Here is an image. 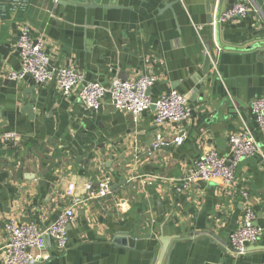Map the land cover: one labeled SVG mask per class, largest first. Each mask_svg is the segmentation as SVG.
Here are the masks:
<instances>
[{
  "label": "crops",
  "instance_id": "1",
  "mask_svg": "<svg viewBox=\"0 0 264 264\" xmlns=\"http://www.w3.org/2000/svg\"><path fill=\"white\" fill-rule=\"evenodd\" d=\"M206 1L116 0V7L85 10L50 0H0V135L21 136L0 140V243L9 220L40 229L55 220L70 205V185L85 197L86 184L108 178L112 187L125 177L103 198L75 208L64 249L45 238L34 250L39 264H264L263 139L261 154L240 159L233 184L212 179L177 190L185 170L207 151L227 153L230 133L249 126L259 138L248 105L264 96V0H221L219 10L243 1L257 11L218 31L207 23ZM218 6L211 0L212 17ZM23 25L43 37L53 64L105 86L150 73V97L174 89L191 114L156 127L151 108L134 122L109 96L92 110L51 82L10 80L8 73L20 67L16 38ZM156 132L168 144L154 149ZM176 135L181 144L172 142ZM247 205L260 237L251 244L256 249L236 254L228 239ZM197 233L216 244L191 241ZM161 236L170 239L158 262Z\"/></svg>",
  "mask_w": 264,
  "mask_h": 264
},
{
  "label": "built area",
  "instance_id": "2",
  "mask_svg": "<svg viewBox=\"0 0 264 264\" xmlns=\"http://www.w3.org/2000/svg\"><path fill=\"white\" fill-rule=\"evenodd\" d=\"M257 8L247 2L239 1L230 8L219 10L211 16V24L220 26L225 23L242 19ZM45 40L42 36H34L27 25H23L16 38V47L19 50L20 67L10 71V80L31 77L36 83L51 82L58 92L64 96H75L80 99L87 109H97L106 96H109L113 106L121 112L130 113L133 121L137 122L140 115L146 109L154 106L153 124L158 127L164 121L180 122L191 114V106L187 99L178 91L170 89L156 99H152L146 91L154 84L155 78L150 73H142L135 79L114 78L107 86L85 79L80 71L73 67L55 65L51 62L45 51ZM248 109L254 119L259 138L249 126L242 131H235L228 135L226 154H218L214 150L207 151L202 158L197 159L189 166L181 179V185L177 190L185 189L198 181L219 179L223 185H231L235 181V170L241 158L261 154L260 139L264 140V96L253 99ZM3 143H15L21 141V136L13 131L0 135ZM172 142L181 144L182 135H176ZM168 144L159 132L155 133V141L152 148ZM151 153V152H148ZM83 195L75 194L70 185L66 194L70 196V205L58 213L55 220L44 229H40L35 223H19L9 220L4 224L6 241L0 243L2 264H33L40 258V253L34 252L44 246L45 238H52L58 249L67 246V227L75 219V208L81 205L85 199H101L111 191V183L108 178L101 179L95 187L86 184ZM246 199L248 192L242 191ZM260 237V231L255 223V214L247 205L243 222L234 230L228 239V250L241 254L246 245L254 244Z\"/></svg>",
  "mask_w": 264,
  "mask_h": 264
},
{
  "label": "water",
  "instance_id": "3",
  "mask_svg": "<svg viewBox=\"0 0 264 264\" xmlns=\"http://www.w3.org/2000/svg\"><path fill=\"white\" fill-rule=\"evenodd\" d=\"M50 1L52 3L61 5L62 7H67V6H70V7H81L83 9H85V10H87L89 8H93V9H95V8H112V7H116L117 6L116 2H115L116 0H50ZM218 1H219V6H218V11H219L220 6H221V0H218ZM231 6H232V4H228L223 9L230 8ZM211 10H212L211 9V0H207L206 1V15H207L206 19H207V23L211 22ZM218 29H219V27L216 26L215 30L218 31ZM252 46L260 47L259 44H256V45L248 46L247 49L252 48ZM209 64H210V57H209V54H207L206 57H205V62H204V69L205 70H207L209 68ZM148 92H149V90L146 91V93H148ZM150 108L154 109V106L151 105ZM125 182H126V178L123 177L120 182L114 184L111 187V190H114L115 188H117L118 186L122 185ZM169 239H170V237H167V236H161L159 238V240L161 242V249H160L159 256H158V262H160L161 257L163 256V254L165 252V248H166V245H167V242L169 241ZM204 239H208L210 242L216 244L214 239H212L209 236V234H206V233H200V234L197 233V234H195L193 239H191V241L197 242L199 240H204ZM246 248L248 250L249 249H256L255 246L248 245V244L246 245ZM40 261H41V259H39L38 261H36L33 264H39Z\"/></svg>",
  "mask_w": 264,
  "mask_h": 264
}]
</instances>
